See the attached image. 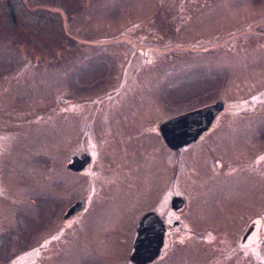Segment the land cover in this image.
<instances>
[{
    "label": "rangeland",
    "instance_id": "1",
    "mask_svg": "<svg viewBox=\"0 0 264 264\" xmlns=\"http://www.w3.org/2000/svg\"><path fill=\"white\" fill-rule=\"evenodd\" d=\"M117 84L124 113L137 117L127 121L126 130L121 124L115 130L125 142L106 135L102 150L129 163L115 180L129 181L126 191L138 192L141 173L152 174L170 159L150 116L159 96L220 93L226 100L241 98V108L264 117V93L254 98L264 87V0H0V264H29L25 255L39 256L34 247L55 245L52 238L60 236V227L46 223V216L52 218L58 205L75 198L73 182L63 190L58 178L62 154L75 149L83 126H77L76 111L89 112L97 105L90 100ZM189 103L179 99L177 107ZM236 123V136L226 147L254 155L262 143L257 140L261 120L246 110ZM106 164L99 160L101 171ZM161 169L163 174L167 168ZM63 175L74 176L65 170ZM243 182L239 179L236 187L242 192ZM249 197L253 208L259 197ZM137 206L139 195H128L125 208L112 214L103 236L109 243L91 230L92 249L77 248L70 257L55 253L54 259L74 263L87 253L116 264L131 235L134 215L128 209L136 212ZM206 234L184 241L181 232L170 251L165 248L166 261L152 264L198 263L205 252L209 264H219L227 239L212 228Z\"/></svg>",
    "mask_w": 264,
    "mask_h": 264
},
{
    "label": "flooded vegetation",
    "instance_id": "2",
    "mask_svg": "<svg viewBox=\"0 0 264 264\" xmlns=\"http://www.w3.org/2000/svg\"><path fill=\"white\" fill-rule=\"evenodd\" d=\"M118 51L120 54L123 52ZM121 87L120 84L106 86L100 95L90 100L97 103L92 111H76L77 126H83L80 125L78 129L75 149L62 154L58 178L63 190L67 184L70 185V181L73 187H77L75 198L72 199L75 201L58 205L52 218L46 216V223H56L52 227H60L61 234L52 238L53 243L56 242L53 246H49L51 242H48L45 246L34 247L39 251V256L25 255L26 263L35 264L41 260L40 264H110L109 258L103 263L101 257L92 259L87 253L81 254L74 263L54 258L55 253L70 257L68 253L77 248L92 249L89 242L92 238L87 236L91 230L98 233L105 243H109L103 236L112 224V214L117 209L125 208L128 195L136 194L139 195V208L136 212V209H128L133 210L129 212L134 215L130 224L131 235L127 248L122 249L121 258L113 260L116 264H152L160 258L166 261L168 255L164 254L165 248L169 252L172 243L179 240L181 232L184 241L199 232L202 235L200 237L205 239L208 238L206 232L211 228L220 230L227 239L219 264H264V248L261 247L264 245V201L260 199L264 197V117L261 112L243 109L241 103L244 101L241 98L226 100L224 94L220 93L212 97L206 94L189 96L178 92L159 96L155 103L157 108L150 109V116L156 118L154 130L170 154V159L153 169L152 174L141 173L138 192L136 188L126 191L129 181L115 180V174L123 175L121 168H128L129 163L111 151L102 150L103 137L106 135L116 136L122 143L125 142V135H115V130L119 124L122 125L121 130H126L127 121L137 117L124 113L126 109L121 106ZM261 89L263 92L260 91L254 98L264 93V87L256 91ZM186 98L191 103L178 108L177 101ZM219 102L222 104L220 109L206 108ZM203 108L206 109L188 117L187 122L183 121V115ZM246 110L252 114V118L262 122L257 132V140L262 143L254 149V155L241 156L236 148L228 149L226 145L232 136L235 138L238 129L236 119ZM102 112L105 114H98ZM142 116L145 119L150 117ZM139 128L138 124V135L142 133ZM99 160L107 163L103 171L98 167ZM179 165L182 166L180 173ZM163 167L167 168L166 172L160 174ZM63 170L74 176L63 175ZM239 179L244 180L243 192L236 188ZM189 181H192V186L188 185ZM108 185H113V191L108 190ZM63 193L64 199H69L68 193ZM252 195L259 197L253 208V198L249 197ZM76 202H80V206L67 213ZM225 206H229L225 214L217 216ZM195 213H200L198 219H194ZM183 223H188L186 228L178 231ZM159 233L163 238L157 254L149 261H133V244L139 243L143 251L148 245L151 251L158 245L156 234ZM180 242L183 243V240ZM47 254H50L48 259L42 257ZM206 255L205 252L202 259L193 264H209L210 258ZM18 260L25 261L24 258Z\"/></svg>",
    "mask_w": 264,
    "mask_h": 264
},
{
    "label": "water",
    "instance_id": "3",
    "mask_svg": "<svg viewBox=\"0 0 264 264\" xmlns=\"http://www.w3.org/2000/svg\"><path fill=\"white\" fill-rule=\"evenodd\" d=\"M206 108H214V109H220L222 108V104L221 102L213 105V106H209ZM206 108L200 109L196 112H191L189 114H185L182 116L183 121L187 122L188 121V117H192L191 115L198 113ZM80 202H76L75 204H73L72 206L69 207L67 213L73 212L75 211L76 207L80 206ZM155 236V235H154ZM157 236V242L158 245L154 246L153 249L150 251V247L147 245V248L145 249V251H143L142 246L138 243V244H133V250L131 252V259H133V261L137 262V263H141V262H145V261H149L150 259H152L158 252L161 243H162V234H156ZM144 247V246H143ZM144 255V257L142 256Z\"/></svg>",
    "mask_w": 264,
    "mask_h": 264
},
{
    "label": "bare ground",
    "instance_id": "4",
    "mask_svg": "<svg viewBox=\"0 0 264 264\" xmlns=\"http://www.w3.org/2000/svg\"><path fill=\"white\" fill-rule=\"evenodd\" d=\"M205 107V106H204Z\"/></svg>",
    "mask_w": 264,
    "mask_h": 264
}]
</instances>
